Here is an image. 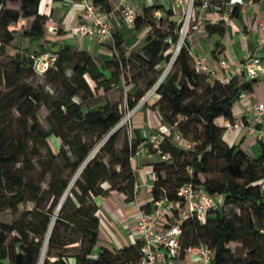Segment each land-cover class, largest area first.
I'll return each instance as SVG.
<instances>
[{
	"label": "trees",
	"instance_id": "16d2710c",
	"mask_svg": "<svg viewBox=\"0 0 264 264\" xmlns=\"http://www.w3.org/2000/svg\"><path fill=\"white\" fill-rule=\"evenodd\" d=\"M39 1L0 0V56L10 60L0 59V211L6 207L17 212L22 201L34 204L21 210L13 222H0V264H37L44 245L42 264H134L140 244L115 251L104 246L96 250L99 218L95 197L110 189L124 192L127 198L133 196L131 157L140 144L133 131L132 138L125 136L118 145L119 129L109 133L121 117L118 103L97 96L99 90L105 94L131 84L135 90L126 93V105L128 109L136 106L158 81L163 64L173 57L177 10L163 4L142 7L133 22L134 28L145 29L141 49L128 51L119 33H114L112 58L99 60L67 44L56 47L45 33L48 16L38 11ZM201 1L195 0L194 6ZM208 1V11L221 12L227 0ZM93 2L100 10L110 11L109 0ZM236 6L231 8V17L239 14ZM26 17H33L29 29H10ZM163 22L165 28L160 27ZM203 28L208 35L224 31L221 21L205 23ZM188 46L186 42L180 47L152 93L157 96L153 107L160 122L171 131L159 145L170 158L151 162L156 175L151 202L166 198L182 203L176 192L183 184L221 196L220 207L209 211L203 222L193 218L183 222L180 253L187 245L203 244L212 250L211 264H264V192L260 187L264 140H257L259 151L251 156L239 144L224 140L222 126L224 119L234 120L233 103L252 80H246L243 72L228 83L210 79L195 71ZM45 51L55 54L54 65L38 75L31 55ZM172 65L178 75L168 73ZM203 82L208 98L198 101L193 96ZM42 107L48 129L37 117ZM177 116L201 123V131L187 138L186 130L177 126L182 124ZM176 130L191 147L173 139ZM105 134L102 145L91 151ZM49 135L60 139L58 152L51 149ZM190 152L194 156L188 161L185 156ZM213 157L227 163L226 178L221 182L205 176ZM238 246L242 252H237Z\"/></svg>",
	"mask_w": 264,
	"mask_h": 264
},
{
	"label": "crops",
	"instance_id": "0c3cea01",
	"mask_svg": "<svg viewBox=\"0 0 264 264\" xmlns=\"http://www.w3.org/2000/svg\"><path fill=\"white\" fill-rule=\"evenodd\" d=\"M128 1L135 6L137 13L142 7L150 4L173 6L172 0ZM109 3L111 8L108 12L111 15L112 32L103 37L81 36L72 29L83 13L80 0H40L38 11L48 16L46 20L48 24L57 27L56 33L45 31L47 37L54 41L56 47L67 44L73 49L85 50L95 55L99 60H107L111 59L113 55V34L119 33L128 51H139L145 43L144 27L136 29L133 24L125 22L115 9L116 0H109ZM233 6L236 5H232V8ZM236 7L239 9L238 16L231 17V24L223 23L222 34L208 35L201 26L198 32H193L187 41L190 47L191 44L198 46L199 50L194 53L202 56L203 61L211 66L216 67L220 59H225L229 65L227 73L232 76L241 72L244 74L243 64L247 58L260 56L264 59V53L261 51L264 46V29L259 27V21L264 19V0H254L250 4ZM32 21L33 17L20 18L15 25L10 26V29L16 32L27 30ZM209 22H218L217 11H207L204 24ZM216 35H218L217 38ZM262 79H264V72L251 81L250 87L246 89L247 96L245 98H237L234 101L232 112L235 120L244 121V124L249 123L250 119L244 117V103L248 100L264 101V81ZM123 88H127L130 93L135 90V86H131V84L124 85ZM156 100V95L149 94L133 115V129L140 143L137 149L138 153L131 158V166L135 174L133 196L127 198L124 192L110 189L105 195L95 197L99 218L96 250L99 246H104L115 251L141 243V233L136 226L138 210L142 207L150 209L153 206L150 197V189L154 182L152 160L147 157L149 147L145 141L160 123L158 113L153 107ZM248 135L253 136L245 127L225 128L223 131L224 140L229 144H239L240 148H245L244 141ZM257 150L259 151V147ZM105 186L107 185L105 184ZM197 260L196 254L183 252L177 258H171L165 254L159 264H195Z\"/></svg>",
	"mask_w": 264,
	"mask_h": 264
},
{
	"label": "built area",
	"instance_id": "2783aa9c",
	"mask_svg": "<svg viewBox=\"0 0 264 264\" xmlns=\"http://www.w3.org/2000/svg\"><path fill=\"white\" fill-rule=\"evenodd\" d=\"M253 1L227 0L224 2L225 8L223 11L218 12V22L231 24L230 12L232 5L250 4ZM80 2L83 13L72 29L81 36L103 37L110 35L112 32L110 13L100 10L93 0H80ZM194 2L195 0H172L174 8L178 12L176 54L180 47L186 44L190 35L198 31L206 20V13L210 6L209 1L202 0L196 6H194ZM115 9L125 22L133 24L137 14L133 4L128 0H117ZM156 13L158 14V12ZM259 27L264 29V19L259 21ZM44 29L48 33H56L57 31V27L48 24L47 21ZM187 50L195 71L206 74L210 79H219L224 83L229 82L232 75L227 73L229 65L225 59H220L215 67L205 63L202 56L195 54L190 46ZM261 51L264 53V46H262ZM31 57L32 68L38 75L45 73L54 65L55 54L51 51L31 55ZM243 69L246 80L256 79L261 72H264V59L260 56L249 57L244 62ZM158 84L155 85V88ZM246 96L247 91L241 90L237 98L242 99ZM243 111L244 117L250 119L249 123L244 124V121L224 119L222 126L228 129L245 127L256 140H264V101L248 100L243 105ZM170 131L171 128L168 125L160 122L156 129L147 136L145 143L149 147L147 152L149 159L168 160L170 158V154L162 153L159 148L160 141ZM172 137L185 147H191L192 145L188 140L182 139L177 130L173 132ZM136 153H138L137 150ZM152 177L155 180L156 175L154 172H152ZM260 187L261 191L264 192V177H262ZM176 193L183 200L182 203L161 198L155 200L150 209L139 208L136 226L141 233V243L139 257L134 264H159L165 254L171 258L179 257L183 222L190 218L203 222L209 211L218 209L222 204L221 196H211L204 188H194L190 184L181 185ZM183 252L196 254L198 260L195 264H211L212 250L203 244L187 245L183 248Z\"/></svg>",
	"mask_w": 264,
	"mask_h": 264
},
{
	"label": "rangeland",
	"instance_id": "374dc122",
	"mask_svg": "<svg viewBox=\"0 0 264 264\" xmlns=\"http://www.w3.org/2000/svg\"><path fill=\"white\" fill-rule=\"evenodd\" d=\"M8 4L13 5V2L10 1V2H8ZM173 19L175 21V24L177 25L178 12H176V15L173 17ZM21 26H23V25L21 24ZM166 26H167L166 22H163L160 25V27H162V28H165ZM197 32L198 31H195L194 33H197ZM215 37L217 38L218 35H216ZM177 42H178V40H177ZM177 42L173 46V54L175 53V48H176ZM191 49L193 52H196L199 50L198 46H196L194 44H191ZM0 59L3 60V62H5V63H9V61H10L9 58L6 56H0ZM173 60H174V57H173ZM168 65H169V62L163 64L162 72L159 75L160 77L158 76L159 81H161L160 79H162L163 72H165L164 70H165L166 66H168ZM7 66L10 67V64H8ZM168 73H170V74L176 73V75H178L177 69L173 65L171 66ZM27 81L30 82L29 80H27ZM154 90H155V85L150 87L145 92V94L138 100L136 106L132 109H128L127 105H126V93L128 92L127 88H123V87L122 88H115V89H112L111 91H109L105 94H101L102 93L101 90L98 91L99 96H97V98L104 96L107 98V100L110 103H114V102L118 103V108L120 110L121 117H120L119 121L117 122V124L109 131V133H110L112 131L119 129L118 145L122 144V138L123 137H125V136H127L128 138L133 137V134H134L133 133V131H134L133 130L134 111L145 101L146 97L149 94L154 92ZM195 91L196 92H195V95L193 96V98L197 99L198 101H204L208 98V92L204 87V82ZM99 100H100V98H99ZM13 113H14V115H16V112L14 110H13ZM45 115H46V109L44 107L40 108L37 111V117H38L39 122L41 123L42 126H44L46 129H48L49 125H48V122L45 118ZM176 121L177 122L181 121V123H182L181 125H178L177 122H176V124L179 128L183 127L186 130L187 133L185 135L189 139H192L195 134H198L201 131V123L194 122L193 120H191L189 118H183L182 116H177ZM107 134L103 135L102 138H100L99 140L96 141V143L93 145L91 151H93L94 149L96 150V148L98 149L102 145ZM48 142H49V145H50L51 149L53 150V152H58L59 147H60V139L54 135H49L48 136ZM174 144L177 145L175 142H174ZM244 146H245V148H242V149L245 150L249 155L255 156L258 153L257 149L259 147V143L254 136L251 137L250 135H248L246 141H244ZM193 148H190V149H193ZM193 156H194V153L190 152L185 156V159L190 161V160H192ZM226 166H227V163L223 159L218 158V157H213V158H211L210 164H209L210 170L208 173H206L205 176L208 178H215L221 182V181L225 180V178H226V170H225ZM189 168L190 167H188L187 169H189ZM182 171L183 170H181V169L178 170L179 173H182ZM172 182L174 183V181H172ZM33 205H34L33 202L22 201L21 203H19L17 212H13V210H11L10 208H6V207L3 208L0 211V222H5V223L13 222L15 219L18 218L19 212L21 210H23L24 208H31ZM56 210H57V207L54 208L53 215L56 212ZM12 235H14V234L12 233L8 236V239L6 240V244L10 243V240L13 237ZM47 236H48V233H47ZM231 247L234 248L235 245L231 244ZM45 250H46V247L44 245L43 249H42V253L38 259L37 264H42L43 259H44ZM236 250H237V252H242L243 249L238 246V248ZM1 263L5 264L6 261H3Z\"/></svg>",
	"mask_w": 264,
	"mask_h": 264
},
{
	"label": "bare ground",
	"instance_id": "6f19581e",
	"mask_svg": "<svg viewBox=\"0 0 264 264\" xmlns=\"http://www.w3.org/2000/svg\"><path fill=\"white\" fill-rule=\"evenodd\" d=\"M176 52H177V50H175V53L173 54V57H175ZM173 57H172L171 61L169 62V65H168L167 69L169 68V66H170V64H171V62H172V60H173ZM167 69H166V71H167ZM166 71H165V72H166ZM165 72L163 73L162 77L164 76ZM160 80H161V79H160ZM116 127H117V126H116Z\"/></svg>",
	"mask_w": 264,
	"mask_h": 264
},
{
	"label": "water",
	"instance_id": "95a60500",
	"mask_svg": "<svg viewBox=\"0 0 264 264\" xmlns=\"http://www.w3.org/2000/svg\"><path fill=\"white\" fill-rule=\"evenodd\" d=\"M158 83H159V79H158V81L156 82V84H158ZM156 84H155V85H156Z\"/></svg>",
	"mask_w": 264,
	"mask_h": 264
}]
</instances>
